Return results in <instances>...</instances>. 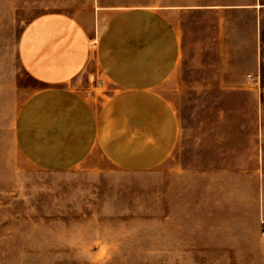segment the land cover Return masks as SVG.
<instances>
[{
  "label": "rangeland",
  "instance_id": "374dc122",
  "mask_svg": "<svg viewBox=\"0 0 264 264\" xmlns=\"http://www.w3.org/2000/svg\"><path fill=\"white\" fill-rule=\"evenodd\" d=\"M187 1L0 0V264H264V171L246 169L243 147L222 153V109L234 108L221 107L225 93L204 90L213 76L195 43L168 90L178 145L156 168L121 170L96 149L73 168L48 171L15 142L17 114L42 87L18 56L27 24L61 12L96 35L121 9ZM71 84L101 98L114 91L94 59ZM207 131L218 146L198 152Z\"/></svg>",
  "mask_w": 264,
  "mask_h": 264
},
{
  "label": "crops",
  "instance_id": "0c3cea01",
  "mask_svg": "<svg viewBox=\"0 0 264 264\" xmlns=\"http://www.w3.org/2000/svg\"><path fill=\"white\" fill-rule=\"evenodd\" d=\"M194 43L203 52L204 74L213 76L204 90L225 93L221 107L234 108L222 109V153L243 147L246 169L262 174L264 0L127 7L96 35L61 12L31 21L19 39L18 56L42 87L17 114L19 151L34 166L56 172L75 167L96 149L121 170L156 168L178 145L180 118L168 90ZM92 59L114 87L102 98L71 84ZM230 115L236 125L226 138ZM217 139L215 132H204L198 152L204 144L218 146Z\"/></svg>",
  "mask_w": 264,
  "mask_h": 264
}]
</instances>
